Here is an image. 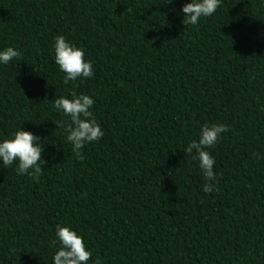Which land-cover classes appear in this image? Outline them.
I'll return each mask as SVG.
<instances>
[{
  "label": "trees",
  "instance_id": "16d2710c",
  "mask_svg": "<svg viewBox=\"0 0 264 264\" xmlns=\"http://www.w3.org/2000/svg\"><path fill=\"white\" fill-rule=\"evenodd\" d=\"M0 0V139L40 137L35 177L0 164V264H53L57 225L88 264H264V0H223L198 26L190 0ZM179 13V15H177ZM85 50L94 76L64 83L53 43ZM86 94L104 136L73 151L54 99ZM205 123L216 191L184 152ZM2 163V162H0Z\"/></svg>",
  "mask_w": 264,
  "mask_h": 264
},
{
  "label": "clouds",
  "instance_id": "9594fccd",
  "mask_svg": "<svg viewBox=\"0 0 264 264\" xmlns=\"http://www.w3.org/2000/svg\"><path fill=\"white\" fill-rule=\"evenodd\" d=\"M173 2V0H171ZM170 2V3H171ZM223 0H190L185 3L180 12L184 15L183 23L196 27L202 19L212 17L222 6ZM179 15V13H177ZM54 63L64 74V83L89 79L94 76L93 62L85 59V50L77 47L65 36L58 35L53 43ZM21 51L11 46L0 49V65H8L13 60H19ZM71 98L62 96L54 99V106L68 123L57 121L58 127L64 128L66 139L72 145L76 155L83 159L82 150L90 143L98 142L104 136L101 124L93 114L95 100L86 94L70 93ZM230 129L219 123H205L201 126L197 139H191L184 152L198 167L205 180L203 191L212 194L216 191L218 179L214 171L216 161L208 149L215 147ZM45 151L40 144V137L21 128L8 138L0 139V164L7 168L16 165L17 175L35 177L42 172L45 161L42 154ZM54 246L58 250L53 256V264H88L92 253L87 249L83 236L70 226L57 225ZM93 264H101L96 259Z\"/></svg>",
  "mask_w": 264,
  "mask_h": 264
}]
</instances>
